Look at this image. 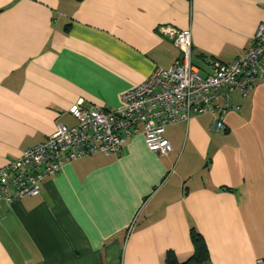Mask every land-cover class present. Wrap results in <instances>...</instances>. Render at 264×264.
I'll use <instances>...</instances> for the list:
<instances>
[{"label":"crops","instance_id":"0c3cea01","mask_svg":"<svg viewBox=\"0 0 264 264\" xmlns=\"http://www.w3.org/2000/svg\"><path fill=\"white\" fill-rule=\"evenodd\" d=\"M264 22V0H0V168L74 127L72 106L117 110L179 56L189 29L202 69L230 63ZM238 112L168 126V156L144 136L121 154L66 164L41 194L0 204V264H166L204 238L210 264L264 258V80Z\"/></svg>","mask_w":264,"mask_h":264},{"label":"built area","instance_id":"2783aa9c","mask_svg":"<svg viewBox=\"0 0 264 264\" xmlns=\"http://www.w3.org/2000/svg\"><path fill=\"white\" fill-rule=\"evenodd\" d=\"M164 30L179 51L173 65L157 68L126 92L120 109L72 106L69 114L77 125H57L45 142L0 168V204L37 197L44 179L66 164L95 154L119 155L128 140L140 135L151 152L168 156L172 146L166 128L195 115H210L214 128L225 133L224 114L241 110L233 94L247 98L264 80V22L242 55L230 63L213 61L204 69L194 62L191 30L170 26ZM256 264H264V258Z\"/></svg>","mask_w":264,"mask_h":264},{"label":"trees","instance_id":"16d2710c","mask_svg":"<svg viewBox=\"0 0 264 264\" xmlns=\"http://www.w3.org/2000/svg\"><path fill=\"white\" fill-rule=\"evenodd\" d=\"M190 235L194 245V254L186 261L180 262L171 252L168 254L166 264H210V253L202 235L194 227L191 229Z\"/></svg>","mask_w":264,"mask_h":264},{"label":"rangeland","instance_id":"374dc122","mask_svg":"<svg viewBox=\"0 0 264 264\" xmlns=\"http://www.w3.org/2000/svg\"><path fill=\"white\" fill-rule=\"evenodd\" d=\"M239 96H240V94L237 93V92L233 94V97H234V98H237V97H239ZM240 97H241V96H240ZM231 112H233V111H231Z\"/></svg>","mask_w":264,"mask_h":264}]
</instances>
